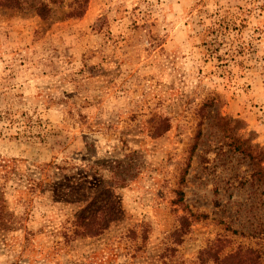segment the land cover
Returning a JSON list of instances; mask_svg holds the SVG:
<instances>
[{
  "label": "rangeland",
  "instance_id": "rangeland-1",
  "mask_svg": "<svg viewBox=\"0 0 264 264\" xmlns=\"http://www.w3.org/2000/svg\"><path fill=\"white\" fill-rule=\"evenodd\" d=\"M19 1L0 8V264H264V0ZM97 207L119 213L77 234Z\"/></svg>",
  "mask_w": 264,
  "mask_h": 264
},
{
  "label": "trees",
  "instance_id": "trees-1",
  "mask_svg": "<svg viewBox=\"0 0 264 264\" xmlns=\"http://www.w3.org/2000/svg\"><path fill=\"white\" fill-rule=\"evenodd\" d=\"M87 1H83L80 6L76 9L71 10V14L74 16H81L85 10V4ZM16 8L17 10H25V6L19 0H1L0 8ZM31 9L34 13L41 17V19H46L50 13L49 4L46 1L34 2V5H28V10ZM47 167V172H50V169L61 171L57 166H45ZM73 180V179H72ZM119 211H116L114 208H102L97 207L95 209H83L81 214L77 217L74 222L75 232L81 236L93 237L99 236L106 229V221L114 220ZM6 213L3 208V201L0 200V222L7 220ZM78 229V230H76ZM231 255V254H230ZM227 257L236 258V255Z\"/></svg>",
  "mask_w": 264,
  "mask_h": 264
}]
</instances>
